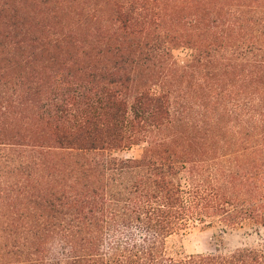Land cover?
Masks as SVG:
<instances>
[{"label":"trees","instance_id":"trees-1","mask_svg":"<svg viewBox=\"0 0 264 264\" xmlns=\"http://www.w3.org/2000/svg\"><path fill=\"white\" fill-rule=\"evenodd\" d=\"M213 224L264 227V0H0V264H264L166 253Z\"/></svg>","mask_w":264,"mask_h":264},{"label":"rangeland","instance_id":"rangeland-1","mask_svg":"<svg viewBox=\"0 0 264 264\" xmlns=\"http://www.w3.org/2000/svg\"><path fill=\"white\" fill-rule=\"evenodd\" d=\"M178 65L185 64L191 57V51L179 48L173 51ZM139 149H132L121 154L122 157H137ZM264 243V227L243 226L223 232L221 227L213 224L198 226L185 234H176L166 241V253L174 258L191 254H212L217 251L228 252L245 246Z\"/></svg>","mask_w":264,"mask_h":264}]
</instances>
